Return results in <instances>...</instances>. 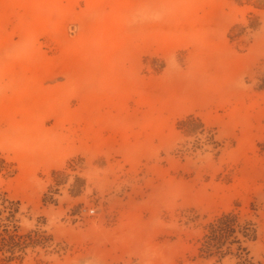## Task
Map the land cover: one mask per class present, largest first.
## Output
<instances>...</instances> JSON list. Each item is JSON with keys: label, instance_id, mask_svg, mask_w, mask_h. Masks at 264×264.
I'll return each mask as SVG.
<instances>
[{"label": "rangeland", "instance_id": "obj_1", "mask_svg": "<svg viewBox=\"0 0 264 264\" xmlns=\"http://www.w3.org/2000/svg\"><path fill=\"white\" fill-rule=\"evenodd\" d=\"M228 214L264 263V0H0V264H237Z\"/></svg>", "mask_w": 264, "mask_h": 264}, {"label": "trees", "instance_id": "obj_2", "mask_svg": "<svg viewBox=\"0 0 264 264\" xmlns=\"http://www.w3.org/2000/svg\"><path fill=\"white\" fill-rule=\"evenodd\" d=\"M253 227L251 223H242L238 215H225L209 227L204 242L205 245H203L206 251L210 252H208L209 256L214 254L219 256L221 260L227 255H232L239 260L237 264H264L251 261L247 248L243 247L242 239H244V242L256 240V232ZM238 234L241 237H238ZM226 243L230 246L226 247ZM235 244L238 245L235 249L236 252L232 249Z\"/></svg>", "mask_w": 264, "mask_h": 264}, {"label": "built area", "instance_id": "obj_3", "mask_svg": "<svg viewBox=\"0 0 264 264\" xmlns=\"http://www.w3.org/2000/svg\"><path fill=\"white\" fill-rule=\"evenodd\" d=\"M89 212H90L91 214H93V213H95V209H91V210H89Z\"/></svg>", "mask_w": 264, "mask_h": 264}]
</instances>
